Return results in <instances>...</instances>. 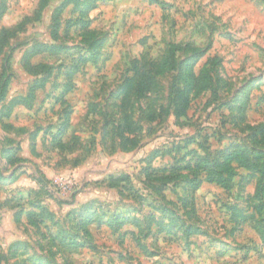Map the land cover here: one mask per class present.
I'll return each instance as SVG.
<instances>
[{"label": "rangeland", "instance_id": "rangeland-1", "mask_svg": "<svg viewBox=\"0 0 264 264\" xmlns=\"http://www.w3.org/2000/svg\"><path fill=\"white\" fill-rule=\"evenodd\" d=\"M0 0V264H264V0Z\"/></svg>", "mask_w": 264, "mask_h": 264}, {"label": "trees", "instance_id": "trees-1", "mask_svg": "<svg viewBox=\"0 0 264 264\" xmlns=\"http://www.w3.org/2000/svg\"><path fill=\"white\" fill-rule=\"evenodd\" d=\"M199 166H205L204 171L210 182L227 189L235 168L252 171L257 173L260 178L264 177V152L232 150L214 161L203 159Z\"/></svg>", "mask_w": 264, "mask_h": 264}]
</instances>
